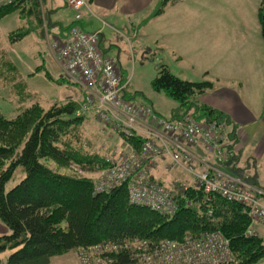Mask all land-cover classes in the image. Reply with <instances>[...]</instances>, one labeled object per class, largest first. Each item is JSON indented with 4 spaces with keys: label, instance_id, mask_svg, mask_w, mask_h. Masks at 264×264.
<instances>
[{
    "label": "trees",
    "instance_id": "1",
    "mask_svg": "<svg viewBox=\"0 0 264 264\" xmlns=\"http://www.w3.org/2000/svg\"><path fill=\"white\" fill-rule=\"evenodd\" d=\"M178 1L159 0L150 16ZM21 2L0 8V16L13 11ZM257 15L264 41V0H259ZM214 86L208 79H181L164 63L159 64L151 81L154 90H163L183 112L191 111L198 119L228 125V117L222 111L198 101ZM76 109L77 104L69 100L53 103L45 110L33 104L9 119L0 111V220L10 230L0 234V254L10 251L4 261L0 259V264H48L53 256L78 246L120 244L135 236L152 242L179 240L215 230L229 239L235 255L229 264H252L264 256L262 238L256 232L246 234L250 218L247 207L238 202L209 195L190 185L177 193L176 212L165 215L131 204L124 184L107 193H97L90 177L58 169L72 163L87 170L108 165L103 156L80 146L83 117L76 115ZM231 128L228 143L237 138L234 126ZM138 138L133 136L129 140L136 145ZM52 162L56 168L50 165ZM19 165L24 177L6 190V183ZM114 261L133 264L132 257L123 250L114 255Z\"/></svg>",
    "mask_w": 264,
    "mask_h": 264
},
{
    "label": "built area",
    "instance_id": "2",
    "mask_svg": "<svg viewBox=\"0 0 264 264\" xmlns=\"http://www.w3.org/2000/svg\"><path fill=\"white\" fill-rule=\"evenodd\" d=\"M15 1L0 0V8ZM67 4L73 10V24L64 38L51 44L61 71L82 89L76 112L93 114L103 127L120 136L124 148L108 156V165L93 180L94 192L107 193L124 184L131 204L173 215L177 193L190 184L176 178L168 187L152 176L157 160L168 155L173 165L191 175L196 187L244 205L250 223L264 225V189L254 185L248 173L231 175L191 150L201 148L220 165L229 161L227 126L190 113L167 119L149 105L125 100L121 92L127 81L117 63L100 50L101 30L86 31L79 24L86 14L93 15L89 0H67ZM133 136H139L136 145L129 140ZM253 233L251 228L246 230L248 235ZM75 250L80 264H114V255L122 250L133 264H229L235 260L229 239L217 230L158 242L135 236L120 244L93 243Z\"/></svg>",
    "mask_w": 264,
    "mask_h": 264
},
{
    "label": "rangeland",
    "instance_id": "3",
    "mask_svg": "<svg viewBox=\"0 0 264 264\" xmlns=\"http://www.w3.org/2000/svg\"><path fill=\"white\" fill-rule=\"evenodd\" d=\"M258 4L259 0H183L177 8L179 13H189L188 26L190 28L185 34L186 44L181 54L160 48L166 46L161 38L166 35V32L165 28L160 31V21L154 24L153 16L152 18L150 15L148 16L151 18V22H147L143 28H141V23L139 25L132 24L131 27L136 30L135 37L132 36V32L127 31L126 27L124 29L120 24L113 22L115 25L109 23L106 25L101 21L99 23L98 20L99 27L103 30V36L99 42L100 50L104 49L109 53L117 63L123 79L127 81L121 96L132 103H143L151 107L154 104L152 109L167 119H174L173 116L180 112H182L180 116L192 113L191 111L183 112L178 108V102L167 96L163 90L156 91L151 87V81L157 74L159 64H168L173 73L179 75V78L185 77L190 79L189 81H200L203 77H209V74L213 73L208 69L209 66L212 71L215 67L214 56L210 50H207V46L211 48L217 42L222 41L227 52L226 56L240 58L243 54H255L253 45L244 41L240 42V37H233L230 30L223 24L225 19L227 25L237 23L241 26L242 24L244 26L242 36L258 43L264 56V41L260 35L257 15ZM23 9L18 6L17 9L0 16V111L8 119L15 117L19 110L33 104H37L45 110L53 103L78 101L82 97L81 87L69 80L58 68L59 66H56L55 61L57 63V60L50 42H48L49 49L46 48L45 35L42 36L44 27L40 28L39 33L37 32L38 35L26 31L30 28L33 29L29 17L33 18L32 21L35 24L37 21L27 11L25 14ZM93 19L96 21L95 18ZM125 24H127L126 19ZM218 26L224 28L227 41L220 38L223 35L221 31L220 37H218ZM201 31L203 35L199 33ZM20 32H24L21 33L22 36ZM127 37H130L129 40ZM107 48L108 50H106ZM180 56L190 68L193 65L195 68L207 66V70L200 71L201 73L198 75L180 70L175 64ZM229 123L226 127L227 134L233 130L231 127L234 126L230 121ZM102 127L98 120L88 118L82 130L84 138H81L80 146L100 154H106L108 150H111L112 153L124 150L121 139V143H115L119 136L112 130H109L112 134L109 136L110 138L99 134ZM234 128L236 132L237 127L234 126ZM71 142L75 145L74 140ZM241 144V140L236 138L225 145V148L230 150L231 157L234 155V158L230 157L229 161L223 163L224 171L235 176L248 173L250 181L264 189V159L262 162V160L253 159L252 156H246L241 151ZM109 154L111 153L109 152ZM42 160L46 162L44 159ZM50 165L54 168L57 167L54 162ZM65 166L67 168L60 166L58 169L76 171L81 174L73 166ZM23 177L24 171L19 165L12 178L6 183L5 189H10ZM182 182L185 185H194V182L192 184ZM253 224L250 225L251 230L253 232L256 230L264 241V226L255 223L253 230ZM4 233H10V230L0 220V234ZM9 253V250L1 253L0 259L4 261ZM252 264H264V256Z\"/></svg>",
    "mask_w": 264,
    "mask_h": 264
},
{
    "label": "crops",
    "instance_id": "4",
    "mask_svg": "<svg viewBox=\"0 0 264 264\" xmlns=\"http://www.w3.org/2000/svg\"><path fill=\"white\" fill-rule=\"evenodd\" d=\"M183 0H180L174 4H167L164 10L153 16L154 24L160 21V31L165 28L166 35L162 38V42L166 46H161V49H169L173 53L177 52L181 54L184 48L185 34L190 28L188 26V12H178V5ZM159 0H89V9L94 15L86 14L79 23L80 26L86 31L101 30L100 40L103 36V30L99 27V23L113 25L115 23L120 24L127 31L132 32V36H136L135 29L131 26L132 24H142L143 28L147 22H151L148 16L158 5ZM40 5V7H39ZM24 8L29 15L34 16L37 21L35 24L31 17L29 20L32 23L33 29L26 30L38 35L40 28L43 29L44 41L46 42V48L49 49V43L54 39H62L66 36L68 28L73 24V10L68 6L67 0H23L19 5ZM36 6V7H35ZM17 9V8H16ZM147 17V18H146ZM96 21H94V19ZM125 19L127 24H125ZM99 20V23L97 22ZM43 21V24H42ZM42 24V25H41ZM232 33L233 37H240V42L244 41L247 44L254 46L255 54H243L240 58L236 56H226V50L224 43L214 44L211 48L207 46V50H210L214 56V69L208 67L212 74L209 77H203L202 79H208L214 82L213 90L200 95L198 101L210 105L220 111H222L229 119V121L236 128V136L242 142L241 151L246 156H252L253 159H264V56L260 50L258 43L254 40H248L242 36L244 26H239L237 23L234 25H227L226 19L223 23ZM115 25V24H114ZM138 28V27H137ZM220 37V31L223 35L221 39L227 41V36L223 31V27L218 26ZM38 32V33H37ZM27 33V34H28ZM203 35L202 31L199 32ZM261 35V34H260ZM26 36V35H25ZM99 40V42H100ZM263 40V39H262ZM100 47V43H99ZM203 48H206V46ZM108 50V48L106 49ZM104 53L108 54L103 49ZM51 55V54H50ZM55 55V54H54ZM226 56V60H225ZM53 58V57H52ZM56 58V57H55ZM55 60V59H54ZM225 63V65H224ZM58 67V63H56ZM177 68L186 73L198 75L202 70H207V66H199L197 68H190L183 58L180 56L175 61ZM221 65H224L223 67ZM169 70L170 66L167 64ZM59 68V67H58ZM176 75V73H173ZM179 77V75H176ZM181 76V75H180ZM182 78V77H180ZM182 79L187 78L183 77ZM190 80V79H189ZM154 105V104H153ZM152 105V108H154ZM154 110V109H153ZM155 111V110H154ZM156 112V111H155ZM157 113V112H156ZM159 114V113H157ZM182 114L173 116L177 118ZM77 116L83 117L82 124L80 126L82 137L84 136L82 130L84 124L88 118L95 119L93 114H76ZM109 128L102 127L100 135L103 137L110 138L112 136ZM113 132V131H112ZM114 133V132H113ZM84 138V137H83ZM120 137L115 140V143L120 142ZM106 142V140H105ZM121 143V142H120ZM197 155L205 156L209 163L220 169H224L223 164L216 163L212 156L204 152L201 148H191ZM97 152V151H95ZM112 153L108 150L106 154H100L106 160L108 153ZM72 166V164H69ZM79 172L83 176L90 177L94 180L98 177L99 170H87L80 168L76 165ZM151 174L158 181L162 182L167 186H171L174 179L178 178L182 181L189 182L192 184L193 178L185 170L172 164L170 157L159 158L156 164L151 169ZM255 224V223H254ZM253 224V230H254ZM260 225V224H258ZM261 226V225H260ZM264 226V225H263ZM256 233L257 231L254 230ZM258 234V233H257ZM261 237V236H260ZM48 264H79L76 257L75 249L69 250L63 254L53 256Z\"/></svg>",
    "mask_w": 264,
    "mask_h": 264
},
{
    "label": "bare ground",
    "instance_id": "5",
    "mask_svg": "<svg viewBox=\"0 0 264 264\" xmlns=\"http://www.w3.org/2000/svg\"><path fill=\"white\" fill-rule=\"evenodd\" d=\"M64 78V77H63ZM65 79V78H64ZM68 81V80H67Z\"/></svg>",
    "mask_w": 264,
    "mask_h": 264
}]
</instances>
